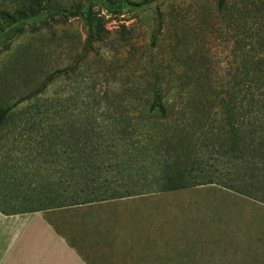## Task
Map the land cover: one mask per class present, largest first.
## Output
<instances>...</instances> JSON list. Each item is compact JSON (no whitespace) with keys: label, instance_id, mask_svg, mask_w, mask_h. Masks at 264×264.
Instances as JSON below:
<instances>
[{"label":"rangeland","instance_id":"obj_1","mask_svg":"<svg viewBox=\"0 0 264 264\" xmlns=\"http://www.w3.org/2000/svg\"><path fill=\"white\" fill-rule=\"evenodd\" d=\"M17 1L0 0V9ZM220 1L41 0L31 17L0 23V110L16 115L0 131V205L21 211H0V264L27 254L44 220L68 241L51 264H264V172L211 163L214 183H158L165 135L152 129L168 137L179 124L177 110L165 121L152 110L148 76L175 79L192 60L221 91L239 55L245 0H223V10ZM176 87L166 97L180 98ZM88 121L90 142L77 130ZM86 154L98 164L80 173ZM86 179L79 203L24 211Z\"/></svg>","mask_w":264,"mask_h":264},{"label":"trees","instance_id":"obj_2","mask_svg":"<svg viewBox=\"0 0 264 264\" xmlns=\"http://www.w3.org/2000/svg\"><path fill=\"white\" fill-rule=\"evenodd\" d=\"M39 1L41 0H18L13 4H4L0 9V23L14 20L15 16L31 17L36 14L35 8L40 6ZM226 6L221 0L219 8L223 10ZM88 17L91 24L98 25L95 16L90 14ZM239 29L241 38L239 45H236L239 55L236 57L235 66L232 63L229 68L230 78L227 84L221 86L219 93L213 82L205 84L206 82L201 80L198 68L195 67L198 65H191L194 63L192 60L178 72H174L178 75L175 79L167 81L160 73L157 77L156 73L148 76L147 91L152 99V110H156L158 119L164 121L173 118L177 110L179 124L174 128L177 129L176 132L173 130L172 136L168 137L165 130L161 131L160 125L152 129L155 139L159 133L165 135L161 148L165 144L166 148L163 149H166L167 154L160 153L158 157L163 174L158 183L162 191L214 183L218 172L208 169L211 163L216 166L230 164L241 166V170L250 168L264 172V0L243 2ZM192 86L198 88L197 92L184 98L182 92ZM173 87H176L180 98L166 97V93ZM15 118L16 115L10 109H1L0 131L9 127ZM29 123L26 121L24 124ZM91 124L90 121L81 123V127L77 129L78 138H84L87 142L92 140L96 134L94 129L88 128ZM149 143L151 144L150 141ZM161 148L160 150H163ZM97 164L96 158L87 155L85 160H81L80 173H88L97 167ZM206 178L207 181L203 180ZM88 180H82L77 190L65 189L63 195H59L58 190L47 191V203L26 208L24 211L79 203L83 196L82 185L87 188L91 184ZM0 211L7 215L21 212L16 209L9 210L2 205Z\"/></svg>","mask_w":264,"mask_h":264},{"label":"crops","instance_id":"obj_3","mask_svg":"<svg viewBox=\"0 0 264 264\" xmlns=\"http://www.w3.org/2000/svg\"><path fill=\"white\" fill-rule=\"evenodd\" d=\"M1 215V213H0ZM46 220L44 221H40L41 224L44 226V231H42V234L44 235H38L36 234V232L34 231L33 233V237L36 236V239L35 241L31 242L29 244L30 248L27 252V254L24 252L21 253V250L19 253H16L18 254L16 257H15V261L11 264H51V258L50 257H57L55 259H58L60 258L62 255L61 254H57V255H54L56 252H59L58 249L60 247H67V245L64 243L65 240V237L64 236H61V235H56V234H53V231H51L53 229L52 225L50 227V230L47 229V221L45 222ZM39 222V220H38ZM37 222V223H38ZM33 223V220L32 222ZM29 223H26V224H23V225H17V230H18V233L17 235L15 236V244H14V247L12 250H17V246L20 244V240L22 238V234H21V229L25 226V225H28ZM0 227L3 229L4 228V225H3V219H0ZM48 231L52 233V239L50 240V242L48 241V238H47V235H48ZM55 238H59V242H56L55 241ZM44 242H43V240ZM66 243H68V241H66ZM48 245H50V247H48ZM64 245V246H62ZM8 249H6L4 251L3 249V252L6 253ZM4 253H2L0 256H2ZM50 253V254H49ZM80 259V258H79ZM7 258L3 260V262L1 264H4L6 262ZM5 264H8V263H5Z\"/></svg>","mask_w":264,"mask_h":264}]
</instances>
